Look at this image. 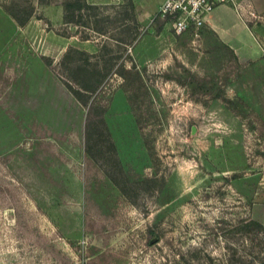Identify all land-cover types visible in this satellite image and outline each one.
<instances>
[{
  "label": "rangeland",
  "instance_id": "374dc122",
  "mask_svg": "<svg viewBox=\"0 0 264 264\" xmlns=\"http://www.w3.org/2000/svg\"><path fill=\"white\" fill-rule=\"evenodd\" d=\"M236 1L254 60L159 0H0V264H264V6Z\"/></svg>",
  "mask_w": 264,
  "mask_h": 264
},
{
  "label": "crops",
  "instance_id": "0c3cea01",
  "mask_svg": "<svg viewBox=\"0 0 264 264\" xmlns=\"http://www.w3.org/2000/svg\"><path fill=\"white\" fill-rule=\"evenodd\" d=\"M251 1L255 6H264V0ZM210 37L240 62L254 60L259 56L260 45L252 29L231 4L216 6L206 17L200 30V40L205 42V47L210 44Z\"/></svg>",
  "mask_w": 264,
  "mask_h": 264
},
{
  "label": "built area",
  "instance_id": "2783aa9c",
  "mask_svg": "<svg viewBox=\"0 0 264 264\" xmlns=\"http://www.w3.org/2000/svg\"><path fill=\"white\" fill-rule=\"evenodd\" d=\"M221 4L237 5L236 0H159L157 15L171 21L175 35L192 32L193 42L200 38V28L213 9Z\"/></svg>",
  "mask_w": 264,
  "mask_h": 264
},
{
  "label": "trees",
  "instance_id": "16d2710c",
  "mask_svg": "<svg viewBox=\"0 0 264 264\" xmlns=\"http://www.w3.org/2000/svg\"><path fill=\"white\" fill-rule=\"evenodd\" d=\"M15 17V16H14ZM18 22H20V23H23L22 21H19L18 20ZM73 93H74V95H76L77 96V94H76V92H74L73 91ZM81 101V100H80ZM83 102V101H82ZM83 103H86V102H83ZM251 221V220H250ZM253 224H255L256 226H258L263 232H264V227L262 226V224H260V223H258V222H254V221H251Z\"/></svg>",
  "mask_w": 264,
  "mask_h": 264
}]
</instances>
